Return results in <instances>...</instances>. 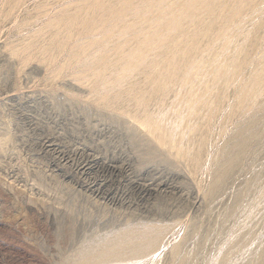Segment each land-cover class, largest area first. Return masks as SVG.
Segmentation results:
<instances>
[{"label": "rangeland", "instance_id": "rangeland-1", "mask_svg": "<svg viewBox=\"0 0 264 264\" xmlns=\"http://www.w3.org/2000/svg\"><path fill=\"white\" fill-rule=\"evenodd\" d=\"M14 1L0 0V44L14 46L12 40L17 47L48 43L56 28L47 25L38 37L37 30L78 2L24 0L14 5ZM262 5L254 14L245 7L246 17L239 20L242 35L237 42L246 39L250 46L239 57L247 56L249 62L240 65L238 78L212 91L217 96L211 104L214 114L205 117L204 106H200L196 127L184 129L182 141L189 157L198 156V162L179 161L173 149L166 153L173 168L187 172L179 171L188 181L171 173L169 164H158L162 155L155 154L154 162L140 164L145 146L131 145L126 126L112 122L103 108L93 105V94L69 87L68 82L81 69L79 64L51 78L54 65L64 64L67 52L75 44L82 45L83 34L74 31L73 42L64 49L47 51V66L40 70L29 66L27 73L14 70L17 75L0 56V264H67V256L76 257L83 240L107 237L142 221L167 225L160 243L141 257L107 264H175L179 259L173 255L175 247L185 256L184 264H257L259 253L264 255V91L256 101L254 124L236 107V90L239 81L258 70L262 60ZM151 9L159 11L156 3ZM169 29L166 24L165 31ZM199 40L204 43V38ZM122 42L125 47L131 40ZM93 53L92 47L82 50L83 56ZM119 87L113 84L111 90ZM251 128L255 137L215 186L222 150L229 147L233 151L235 133ZM143 184L149 186V192L139 189ZM241 239H246L243 244ZM238 240L241 247L233 246Z\"/></svg>", "mask_w": 264, "mask_h": 264}, {"label": "bare ground", "instance_id": "bare-ground-1", "mask_svg": "<svg viewBox=\"0 0 264 264\" xmlns=\"http://www.w3.org/2000/svg\"><path fill=\"white\" fill-rule=\"evenodd\" d=\"M23 1L16 0L12 4L20 5ZM263 1L78 0L75 6L63 10L60 16L52 18L37 30L38 37L47 25L56 28L50 32L48 43L44 44L39 36L41 44L22 43V46L17 47L16 42L11 40L14 46L7 42L0 44V56L5 59L2 58L8 70H13L12 73L40 70L47 66V51L64 49L68 43L73 42L71 34L78 31L85 38L82 45L75 44L67 52L64 64L54 65L51 78L59 77L66 67L79 64L81 69L77 75L74 72L76 77L68 82L69 87L88 91L91 96L93 94V105L100 110L103 108L112 122L126 126L131 145L141 146L142 143L145 146L142 149L146 150L145 157L142 156L144 159H141L143 152L140 156L138 154L140 164L154 162L153 155L159 154L162 157L158 164H169L172 167V160L166 155L169 149H173V155L179 161L196 164L198 156L189 157L187 145L182 141L184 129L187 126L196 127L201 115L200 106H204L202 110L205 117L210 118L214 114L211 104L217 96L212 91L218 89L221 83L238 78L240 65L249 62V57H239V54H245L250 49L245 43L246 39L237 42L242 35L239 20L246 17L243 15L245 7L250 8V13L254 14L258 7L263 6ZM153 3H156L159 10L156 13L151 9ZM10 12H7V17L11 16ZM109 16L114 17L108 19ZM166 24L170 25L169 31H165ZM149 27L156 30L150 31ZM61 29L66 32L62 34ZM166 34L170 38H165ZM199 37L204 38L203 44L199 42ZM125 38H130L131 43L124 47L122 41ZM259 39L264 41V35L259 34ZM17 40L20 45V38ZM86 47L94 48V53L83 56L82 50ZM261 57L262 60L257 64L258 70L249 78L240 80L236 90V107L247 113L248 123L254 124L256 101L264 91V52ZM29 66L30 70L25 69ZM113 84L120 87L112 91ZM168 94H171L170 100ZM8 97L14 96L9 94ZM66 99L71 100L68 97ZM124 103L126 107L123 106V109L121 106ZM255 135L252 128L239 129L235 133L234 150L231 151L229 147L222 150L221 168L215 176V186H219L231 168L239 162ZM198 148L201 149V144ZM101 162L104 167L115 170V166ZM169 171L187 174L173 167ZM139 189L144 192L150 190L144 184ZM142 222L127 225L106 234L107 237L95 236L83 240V244L77 248L78 255L73 259L67 256L69 260L66 263L107 264L146 255L160 243L167 225ZM242 240L241 244L246 239ZM236 244L240 245L239 240L233 246ZM259 254L256 260L264 264V255L262 252ZM173 255L179 256L175 264H184L185 256H180L177 247L173 249Z\"/></svg>", "mask_w": 264, "mask_h": 264}]
</instances>
